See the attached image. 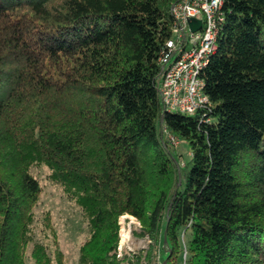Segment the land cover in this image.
Returning <instances> with one entry per match:
<instances>
[{
  "label": "trees",
  "instance_id": "obj_1",
  "mask_svg": "<svg viewBox=\"0 0 264 264\" xmlns=\"http://www.w3.org/2000/svg\"><path fill=\"white\" fill-rule=\"evenodd\" d=\"M181 1L0 0V264H27L42 166L88 223L79 264H264V0H223L192 116L159 98ZM123 216L147 250L120 256ZM44 231L32 260L66 264Z\"/></svg>",
  "mask_w": 264,
  "mask_h": 264
},
{
  "label": "built area",
  "instance_id": "obj_2",
  "mask_svg": "<svg viewBox=\"0 0 264 264\" xmlns=\"http://www.w3.org/2000/svg\"><path fill=\"white\" fill-rule=\"evenodd\" d=\"M222 10L223 0H183L174 5L172 36L159 60V98L166 111L192 116L211 107L202 75L217 51L225 23ZM193 18L202 23L195 33L188 26ZM168 140L177 145L174 137Z\"/></svg>",
  "mask_w": 264,
  "mask_h": 264
},
{
  "label": "rangeland",
  "instance_id": "obj_3",
  "mask_svg": "<svg viewBox=\"0 0 264 264\" xmlns=\"http://www.w3.org/2000/svg\"><path fill=\"white\" fill-rule=\"evenodd\" d=\"M168 137L172 136L166 134L167 139ZM175 139L177 145L172 150L182 155L183 158L180 159L182 165L188 157H191V154L179 139ZM31 173L39 180L42 186V193L34 210L35 220L32 225V243L29 245L26 253V263L35 264L31 258V252L36 243L51 245V252L54 249L52 246V238H46L48 233L44 231V218L46 214H50L53 226L58 235L61 251L65 255L66 264H79L80 247L89 237V226L83 217L82 210L65 197L61 188L51 184L48 180L49 170L46 167H33ZM140 232L141 225L136 219L130 216L120 218L121 240L119 246L122 247L121 251H119L120 256L126 253H139L149 248L150 241L147 238L138 236ZM190 239L191 233L185 235L184 245ZM122 240L125 242H122ZM162 250L161 248L156 264H163L167 261V254ZM175 264H186L185 252L180 254Z\"/></svg>",
  "mask_w": 264,
  "mask_h": 264
},
{
  "label": "water",
  "instance_id": "obj_4",
  "mask_svg": "<svg viewBox=\"0 0 264 264\" xmlns=\"http://www.w3.org/2000/svg\"><path fill=\"white\" fill-rule=\"evenodd\" d=\"M201 21L197 19H189L188 20V26L191 30V32L195 33L201 28ZM165 244H166V239H165ZM163 264H167V261H165Z\"/></svg>",
  "mask_w": 264,
  "mask_h": 264
}]
</instances>
